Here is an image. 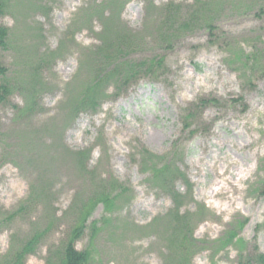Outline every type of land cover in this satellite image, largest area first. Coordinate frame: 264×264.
Listing matches in <instances>:
<instances>
[{"label": "rangeland", "instance_id": "obj_1", "mask_svg": "<svg viewBox=\"0 0 264 264\" xmlns=\"http://www.w3.org/2000/svg\"><path fill=\"white\" fill-rule=\"evenodd\" d=\"M148 1L7 0L0 25L9 39L0 64L15 89L0 103V261L12 236L18 244L48 228L26 260L45 264L74 225L73 206L99 182L115 180L122 193L112 213L98 204L89 223H105L91 246L85 230L76 249L91 250L89 264H166L162 231L172 202L142 171L141 149L175 164L189 183L182 210L197 241L190 264H245L236 246L218 244L243 222L245 254L254 247L264 253V0H215L205 13L214 19L213 32L200 27L170 48L156 40V11L146 8ZM151 2L158 8L192 0ZM96 8L101 15L90 13ZM107 25L134 36L131 61L163 57V74L144 76L117 95L110 86L94 112L69 118L67 101L88 77L86 54L110 33H103ZM37 67L31 114L24 111L25 90ZM199 99L216 103L184 129L185 110ZM85 150L92 176L75 163L73 154ZM176 189L186 191L182 180Z\"/></svg>", "mask_w": 264, "mask_h": 264}, {"label": "trees", "instance_id": "obj_2", "mask_svg": "<svg viewBox=\"0 0 264 264\" xmlns=\"http://www.w3.org/2000/svg\"><path fill=\"white\" fill-rule=\"evenodd\" d=\"M151 1L146 3V8H154L156 11L157 19L153 31L157 42L163 47L170 48L181 35L193 32L200 27L205 28L210 33L214 30V19L205 17V13L208 12L215 0H192V3L187 5L169 3L158 8H155ZM6 6L7 0H0V17L4 14ZM90 13L101 15L102 9L96 8ZM87 15L88 13L85 16ZM116 16L117 13L108 17L106 21L110 23L113 19L115 20ZM108 31L110 33H107ZM112 31H114L113 35H111ZM103 33H107V36L100 38V44L86 54L87 80L82 83L78 94L67 101L69 118H74L83 112H94L100 106L101 100L107 97L110 86H113L114 95H117L121 89H126L144 76L157 77L163 74L165 68L163 57L139 62L129 59V53L133 51L134 44V36L129 31L107 25ZM8 39V29L0 25V51L7 48ZM240 56H236L235 60L242 63ZM38 70L39 67L34 69L32 82L25 90L28 94V103L24 111L31 114L38 99ZM14 89V85L8 78L6 68L0 64V103H6ZM215 103L214 99H199L192 103L191 107L185 110L184 129L192 127L199 110L206 105ZM14 109L18 112L16 107ZM89 153L85 150L73 154L77 169L81 173L90 174L87 172ZM138 156L141 159L142 171H146L152 184L160 191L165 192L172 202V208L164 217L165 223L162 231L166 245L164 261L166 264H190L192 250L197 241L193 236L190 215L182 210L183 201L191 194L188 188L189 183L185 176L179 172L177 166L166 161L165 157L153 155L146 149H141ZM178 180H182L186 186L184 193L176 189ZM121 193L122 186L115 180L103 181L97 184L95 192L89 199L80 201L78 205L75 204L72 208L74 225L65 239L63 238L53 251L48 252L45 264H89L92 259L91 250L78 251L75 245L82 238L85 230H89L91 234L89 246H91V241L96 238L105 223V220L89 223L95 207L102 204L105 213H112L117 197ZM261 193L264 195V187ZM24 211L25 209H20L18 213L17 211L9 213L5 219V224L13 221ZM244 225L245 222L236 228L229 229L224 237L218 241V244H220L221 249L236 246L239 256L245 260V264H264V253L256 247L245 254L247 243L240 237ZM47 233L48 228L36 229L18 244H15L12 236L10 248L0 264H26L28 257L36 253Z\"/></svg>", "mask_w": 264, "mask_h": 264}, {"label": "bare ground", "instance_id": "obj_3", "mask_svg": "<svg viewBox=\"0 0 264 264\" xmlns=\"http://www.w3.org/2000/svg\"><path fill=\"white\" fill-rule=\"evenodd\" d=\"M237 177V176H236Z\"/></svg>", "mask_w": 264, "mask_h": 264}]
</instances>
